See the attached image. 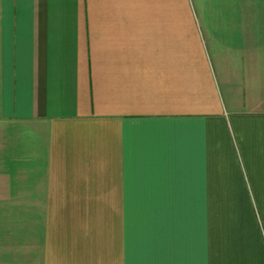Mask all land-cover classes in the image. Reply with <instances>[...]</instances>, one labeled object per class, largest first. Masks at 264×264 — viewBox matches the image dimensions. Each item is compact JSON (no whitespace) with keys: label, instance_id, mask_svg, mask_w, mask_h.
<instances>
[{"label":"crops","instance_id":"crops-1","mask_svg":"<svg viewBox=\"0 0 264 264\" xmlns=\"http://www.w3.org/2000/svg\"><path fill=\"white\" fill-rule=\"evenodd\" d=\"M0 264H264V0H0Z\"/></svg>","mask_w":264,"mask_h":264}]
</instances>
